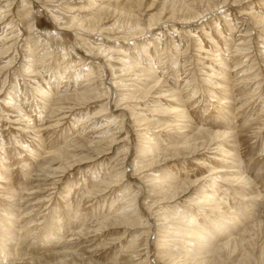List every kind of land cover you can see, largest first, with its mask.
<instances>
[{"label":"rangeland","instance_id":"374dc122","mask_svg":"<svg viewBox=\"0 0 264 264\" xmlns=\"http://www.w3.org/2000/svg\"><path fill=\"white\" fill-rule=\"evenodd\" d=\"M262 17L264 0H0V264H264Z\"/></svg>","mask_w":264,"mask_h":264},{"label":"bare ground","instance_id":"6f19581e","mask_svg":"<svg viewBox=\"0 0 264 264\" xmlns=\"http://www.w3.org/2000/svg\"><path fill=\"white\" fill-rule=\"evenodd\" d=\"M97 3V2H96ZM95 3V4H96ZM115 3H116V1H115ZM99 6V5H98ZM103 6L104 5H102L101 7L103 8ZM100 8V7H99ZM98 8V9H99ZM102 8H100V9H102ZM106 8V7H105ZM99 9V10H100ZM263 18V17H262ZM262 20H264V18L263 19H259V21H262ZM258 22V21H257ZM82 25V23L80 24V26ZM128 41V40H127ZM222 60V59H221ZM137 63V62H136ZM148 70V69H147ZM153 88H155V87H153ZM152 88V89H153ZM82 98V97H81ZM220 102V101H219ZM221 104V103H220ZM174 110V109H173ZM222 123L223 124H227L228 125V123H230L228 120H226L225 119V121L223 120L222 122H220V124L222 125ZM219 124V123H218ZM231 125L229 124L228 125V128L229 129H231V127H230ZM175 129H179V127L178 128H176L175 127ZM192 130V129H191ZM177 131H180V130H177ZM193 132V133H192ZM190 134H191V136L189 137V138H187V141L183 144V149H185V150H188V151H190V143H192L191 141H194V140H196V139H198V138H200V136L202 135V133H203V131H199V130H197V132H194V131H192ZM179 134H181V132H178ZM187 133V132H186ZM185 132H183L182 134L184 135V134H186ZM219 134V133H218ZM182 135V136H183ZM215 135V134H214ZM213 135V136H214ZM184 136H186V135H184ZM218 136H221V137H224V139H226L227 138V136H228V134H223V135H215L214 137H216V139H218ZM203 137V136H202ZM208 138H209V136H208ZM183 139H186V138H184L183 137ZM233 139V138H232ZM231 141V140H230ZM150 144V143H149ZM151 145V144H150ZM149 146L147 145V148H145L146 150H143L142 151V153H143V155L144 154H146L147 153V151H149V153L151 154L152 152H155L156 151V149L158 148V147H155V148H153V147H149ZM151 148H153V150H151ZM177 148H179V147H177ZM198 148V147H197ZM233 148V147H232ZM159 149V148H158ZM155 150V151H154ZM167 150V149H166ZM165 150V151H166ZM224 150V149H223ZM157 153V152H156ZM155 153V154H156ZM226 153V152H225ZM227 153H228V155H226V156H229V158L232 160V161H234L233 163H235V164H233L232 163V161H231V164H232V166L233 167H235L236 168V170L234 171V170H231V171H228V172H232L231 174H234L235 176H233V178H234V180H235V182H237V181H240V179L242 180V177H241V175H240V171H241V167H240V163H238V161L236 160V159H234L233 160V158L235 157L236 158V155L234 154L233 156H231V155H229V153H230V151L228 152L227 151ZM224 154V153H223ZM232 157V158H231ZM230 165V164H229ZM244 170V169H243ZM223 170H221L220 172H222ZM220 172H218V173H220ZM244 172V171H243ZM216 174H217V172H216ZM237 176V177H236ZM222 181V180H221ZM245 181V180H244ZM241 182V181H240ZM243 182V181H242ZM240 184V183H239ZM248 184H251L250 182H247V180L244 182V185L245 186H247ZM241 185H243V184H241ZM250 187V186H249ZM214 188H216L215 190L217 191V189H218V186L217 185H215L214 184ZM246 188V187H245ZM249 189V188H248ZM247 190V189H246ZM249 199H252V197H250ZM256 201V200H255ZM250 202L252 203L253 201L252 200H250ZM243 204V203H242ZM248 204V203H247ZM261 207V206H260ZM263 208V207H262ZM248 209V206L246 207V209L245 208H243V209H239L238 210V214H236V212H234V216H237L238 217V219L237 220H239V221H241L239 218H241L243 215H244V212L242 211V210H247ZM252 213V212H251ZM122 217H123V215H122ZM135 220V219H134ZM230 220V219H229ZM239 221L238 222H236L234 225H231L230 226V224L227 222V225H226V223H225V221L224 222H219L217 225H213V226H211L210 228H207V229H204L203 231H202V238L205 240L204 242H206V245H208V246H213V245H215L216 247L214 248V249H212V250H210V249H207V250H209V251H207V252H210V251H214L215 249H217L219 246H226V245H223V243H219L217 240V238H219V236L221 235V233H223V231L224 230H230V229H233L235 226H237L238 224H239ZM134 223V222H133ZM229 224V225H228ZM212 225V224H211ZM236 228V227H235ZM211 231H214L215 233H216V237H213L214 235H212L211 234ZM232 231V230H231ZM228 232V231H227ZM208 235H210L209 237H207ZM213 237V238H212ZM200 238V237H199ZM47 241V240H46ZM231 241H232V239H231ZM205 244V243H204ZM3 247V246H2ZM230 247V246H229ZM210 248V247H209ZM225 250V249H224ZM200 255V254H199Z\"/></svg>","mask_w":264,"mask_h":264}]
</instances>
